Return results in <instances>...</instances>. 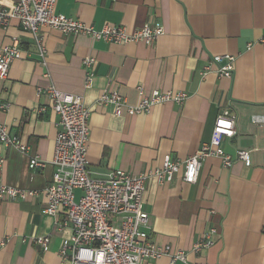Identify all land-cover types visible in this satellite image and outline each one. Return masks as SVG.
<instances>
[{
  "label": "crops",
  "instance_id": "0c3cea01",
  "mask_svg": "<svg viewBox=\"0 0 264 264\" xmlns=\"http://www.w3.org/2000/svg\"><path fill=\"white\" fill-rule=\"evenodd\" d=\"M56 11L97 29L109 24L134 32L159 22L164 33L152 45L123 44L44 26L42 59L34 34L18 19L0 27V44L17 41L22 50L8 77L0 79V105H8L0 108V122L29 146L22 152L0 142V187L40 190L52 180L59 116L39 90L53 84L81 94L91 110L88 168L98 179L118 169L149 172L167 155L188 158L210 141L217 117L228 112L237 133L224 140V150L232 156L247 150L249 163L237 160L226 167L208 157L193 184L181 175L167 184L150 178L143 197L149 240L187 252L186 261L174 264H264V0H57ZM224 54L236 57L232 78L220 76V64L212 61ZM88 56L96 59L90 87L83 66ZM139 86L145 93L189 96L182 104L160 103L140 114L115 115L99 103L102 94L118 92L136 104ZM35 155L45 166L30 165ZM45 204L42 193L0 199V264H63L59 249L72 227L60 226L63 214H44ZM213 227L215 243L193 252V244ZM38 236L50 237L47 251L35 242ZM143 264L172 263L164 255Z\"/></svg>",
  "mask_w": 264,
  "mask_h": 264
},
{
  "label": "built area",
  "instance_id": "2783aa9c",
  "mask_svg": "<svg viewBox=\"0 0 264 264\" xmlns=\"http://www.w3.org/2000/svg\"><path fill=\"white\" fill-rule=\"evenodd\" d=\"M57 0H10L7 6L0 2V27L6 28L12 18L31 31L36 39L39 56L44 59L47 48L42 27L49 26L64 34H86L95 40L128 44L143 42L152 45L164 33L161 23H147L130 32L124 26L105 25L101 29L56 11ZM17 41L10 45L0 44V79L8 77L12 62L21 55ZM213 62L219 63L218 74L232 78L236 57L230 54L216 55ZM226 61V63H223ZM96 59L88 56L83 60L86 72L85 86L90 87L94 78ZM210 69L206 66L203 74ZM141 99L130 104L118 92L102 94L99 103L109 105L115 115L147 113L160 103L182 104L189 96L184 91H161L145 93L138 87ZM47 93L51 107L58 114V132L54 143L52 180L40 190L23 189L2 185L0 199L25 200L42 193L46 204L42 212L52 216L63 214L60 226L72 227L70 238H66L59 249L63 264H143L147 259H158L167 255L174 264L186 261L187 252L173 250L171 245H157L149 240V214L143 209V197L147 182L155 178L167 184L177 175L189 184L198 180L203 161L218 157L224 166L230 167L237 160L249 163L247 150H238L234 156L223 147L225 139L236 135L235 117L225 112L217 117L210 141L204 142L193 155L186 159H173L167 155L159 168L149 172L133 174L121 169L112 171L107 178L91 176L88 165L91 110L81 94L60 90L54 84L39 93ZM7 104L0 105L2 110ZM44 110V108L39 109ZM0 142L27 152L29 146L18 135L10 132L7 124L0 122ZM32 167H43L45 162L38 156L30 158ZM76 190L81 191L77 197ZM216 228H210L193 244L192 251L200 253L215 243ZM35 242L47 251L50 237L38 236ZM195 264H207L197 262Z\"/></svg>",
  "mask_w": 264,
  "mask_h": 264
}]
</instances>
